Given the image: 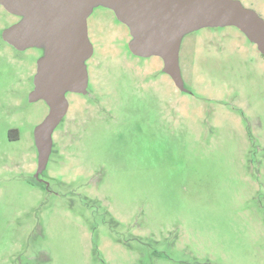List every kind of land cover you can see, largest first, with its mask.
I'll list each match as a JSON object with an SVG mask.
<instances>
[{
	"label": "rangeland",
	"instance_id": "1",
	"mask_svg": "<svg viewBox=\"0 0 264 264\" xmlns=\"http://www.w3.org/2000/svg\"><path fill=\"white\" fill-rule=\"evenodd\" d=\"M242 2L264 19V0ZM13 23L0 7V262L264 264V57L238 29L183 37L182 93L95 8L87 94L66 95L43 185L33 131L48 107L26 77L41 56L1 40Z\"/></svg>",
	"mask_w": 264,
	"mask_h": 264
},
{
	"label": "water",
	"instance_id": "2",
	"mask_svg": "<svg viewBox=\"0 0 264 264\" xmlns=\"http://www.w3.org/2000/svg\"><path fill=\"white\" fill-rule=\"evenodd\" d=\"M18 22L2 32L17 50L42 51L36 62L29 102L43 101L45 118L34 128L37 167L34 179L46 169L52 135L68 110L67 94H87L86 62L92 56L87 19L95 8L113 12L129 32V52L156 57L174 87L187 93L179 67L183 37L204 28L235 27L264 57V19L238 0H0Z\"/></svg>",
	"mask_w": 264,
	"mask_h": 264
},
{
	"label": "flooded vegetation",
	"instance_id": "3",
	"mask_svg": "<svg viewBox=\"0 0 264 264\" xmlns=\"http://www.w3.org/2000/svg\"><path fill=\"white\" fill-rule=\"evenodd\" d=\"M238 1H240L241 3H243L242 1L243 0H238ZM1 7V6H0ZM2 8V7H1ZM3 9V8H2ZM251 9V8H250ZM4 10V9H3ZM5 11V10H4ZM6 12V11H5ZM15 17V16H14ZM18 20H19V18L18 17H15V23L16 22H18ZM14 24V23H13ZM11 26V25H10ZM8 28V27H7ZM6 28H4L2 31H1V40L6 44V45H8V46H10L12 49H14L15 51H20V50H17L16 48H14L13 46H11L10 44H8L7 42H5L4 40H3V38H2V32L5 30ZM38 50V49H37ZM22 51H24V50H22ZM39 52H40V56H42V51L41 50H39ZM29 73L27 72L26 73V77H31L32 78V84H33V77H34V75H35V72H36V65L34 66V67H31L30 69H29ZM8 73H9V70H8V66L5 64V63H2V61H1V63H0V81L2 82V84H3V86H4V97H3V103L5 102L6 103V96H7V85H8ZM33 86V85H32ZM32 89H33V87H32ZM2 98V97H1ZM58 128V127H57ZM56 128V129H57ZM39 182V181H38ZM41 184H43V185H45V182L44 181H42V182H40Z\"/></svg>",
	"mask_w": 264,
	"mask_h": 264
},
{
	"label": "crops",
	"instance_id": "4",
	"mask_svg": "<svg viewBox=\"0 0 264 264\" xmlns=\"http://www.w3.org/2000/svg\"><path fill=\"white\" fill-rule=\"evenodd\" d=\"M16 104H17V106H18V105L20 104L19 101H17ZM0 264H7V263H5V262H0Z\"/></svg>",
	"mask_w": 264,
	"mask_h": 264
}]
</instances>
